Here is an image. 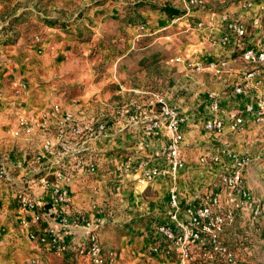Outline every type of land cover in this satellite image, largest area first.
<instances>
[{
  "label": "crops",
  "instance_id": "crops-1",
  "mask_svg": "<svg viewBox=\"0 0 264 264\" xmlns=\"http://www.w3.org/2000/svg\"><path fill=\"white\" fill-rule=\"evenodd\" d=\"M212 1L206 0L201 7L186 6L184 0H181V7L168 4L181 11L179 15H169L143 6L128 11L129 8L124 7L127 2L123 1L110 5V11H107L104 6L109 0H43L40 3L46 11L36 12L39 15L35 19L37 25H33L37 32L33 30L32 35L27 33L26 36L22 31L18 41L4 44L6 36L2 27L12 17L19 16L17 20L25 25L35 14L23 12L31 8L27 6L29 2L0 0V157L9 159L11 176L10 180L0 183V264H32V260L34 264H88L84 259L73 257L69 250L65 255L44 253L31 234H43L51 223L44 215L40 221H35V211L19 209L14 199L25 172L48 170L51 175L58 168L69 170L73 163L70 158L62 160L51 156L43 149L39 136L14 134L20 116L38 113L52 103L85 120H110L106 135L88 143V149L80 153L91 156L97 169L94 174L74 172L72 182L67 185L68 214H84L99 226L102 252L114 251L117 264H176L175 256L156 231L158 224L168 222V192L173 183L168 177L144 181L135 170L140 159H149L152 164L161 163L152 158L153 153L166 146L169 134L162 123L156 127L148 121L133 123L127 115L116 117L114 112L124 105L130 113L133 106L139 104L141 115L159 119L156 99L162 98L189 113L191 118L183 128L186 167L175 182L179 201L183 205L191 203L204 190L223 194L218 178L231 167L229 154L245 151L234 144L237 132L213 133L203 129L206 116L201 105L208 91H221L233 85L242 61L230 62L224 69L205 68L201 72L195 71L193 66L206 63L211 53L215 55L208 39L224 31V14L247 18L255 9L245 14L240 7L243 0H233L230 4H226V0H217L215 4ZM259 4L256 1L255 6ZM81 6L89 7L91 11L80 13ZM113 8L116 11H112ZM110 16L123 21L119 31L125 35L119 37L130 42L125 54L133 45L139 44V39L143 42L150 37L151 40L139 45L141 51L151 47L163 37L156 36L160 30L174 25L177 31L171 35L180 43L179 52L170 55L164 64L168 69L173 67L175 72L162 74L159 70L164 67L158 61L147 63L135 59L125 64L122 60L125 54L103 62L89 58L88 48L92 44L86 39V32L97 27L96 21L102 22ZM133 16L137 17L136 25L130 22ZM44 19L58 22L48 26ZM161 23L165 25L153 28ZM140 24H148L153 29L139 39L136 34L131 38V32L137 33L134 27ZM21 25L19 28L23 30ZM254 32V41L264 40V17ZM47 70L53 71V75L46 74ZM177 74L184 80L178 92L176 85L169 83L171 76ZM136 77L144 80L140 88H136L138 83L131 82ZM249 154L253 160L243 173L244 183L257 199L264 198V191L258 189L260 184L256 180L264 176L259 173L261 167L257 162L260 153ZM211 155H218L219 162H199L200 156ZM30 190L39 204L51 201L50 190L37 185L30 186ZM261 224L249 220L245 209L237 211L234 221L225 229L222 241L237 258L248 257L251 252L246 251L244 244L248 236H239L237 229L246 226L252 230L250 225ZM85 235L86 230L78 227L65 237L63 245H78L84 242ZM152 244L160 246L158 253H149ZM214 261L216 259L206 256L199 264H215Z\"/></svg>",
  "mask_w": 264,
  "mask_h": 264
},
{
  "label": "built area",
  "instance_id": "built-area-1",
  "mask_svg": "<svg viewBox=\"0 0 264 264\" xmlns=\"http://www.w3.org/2000/svg\"><path fill=\"white\" fill-rule=\"evenodd\" d=\"M205 1L184 0V3L186 6L201 7ZM256 1L260 2L257 6ZM240 7L245 14L252 8L255 12L247 18L224 14V31L208 39L215 50V60L193 66L195 71L201 72L205 68L224 69L230 62L242 61L241 70L232 86L221 91L211 90L205 95L201 111L206 116L203 129L208 132H239L251 124H264V40H253L254 31L260 27L264 17V0H243ZM136 29V38L147 32L146 24H140ZM156 100L159 119L141 115L139 104H135L130 113L124 105L114 112L116 117L127 115L133 123L148 121L154 127L162 123L169 134L166 146L153 153L152 158L161 161L160 164L140 159L135 167L144 181L168 177L173 183L168 192V222L158 224L156 231L167 243L168 251L175 256L176 264H199L206 256L226 264H236L237 256L222 241L225 229L234 221L237 211L243 209L248 210L253 221L264 220V202L259 203L254 198L243 180V173L251 164L252 156L246 152L229 154L231 167L218 178L223 194L204 190L191 203L181 204L175 182L186 167L183 128L189 123L191 115L162 98ZM109 121L108 118L82 119L73 111L63 110L57 103L19 118L14 132L16 136L21 133L30 137L39 136L43 149L51 156L62 160L73 159L70 169L66 171L58 168L51 175L48 170L25 172L21 175V188L14 196L19 209L35 211V221H40L44 215L51 223L43 234H31L44 253L65 255L69 250L73 257L84 259L88 264H117L114 251L102 252L98 240L99 226L84 214L69 215L67 212V185L72 182L74 172L94 174L97 169L91 156L80 153L88 149V143L106 135ZM219 160L218 155L199 157L202 164H216ZM10 177L9 159L0 157V183L10 180ZM32 185L50 190L51 201L39 204L30 190ZM78 227L86 230L84 242L71 247L63 245L65 237ZM148 251L156 254L160 246L152 244Z\"/></svg>",
  "mask_w": 264,
  "mask_h": 264
},
{
  "label": "rangeland",
  "instance_id": "rangeland-1",
  "mask_svg": "<svg viewBox=\"0 0 264 264\" xmlns=\"http://www.w3.org/2000/svg\"><path fill=\"white\" fill-rule=\"evenodd\" d=\"M25 3L29 2V5L31 8L25 9L23 12H26L27 14L34 13L35 16L32 17L29 21L31 22H26L25 25H21L23 21L17 20L19 16L12 17L7 25L5 27H2L4 30L3 35L6 36L4 37L5 43H13L15 41H18L19 35H22V31L24 33H31L32 31L35 30V19L37 16H39L36 12H43L46 11V8L43 10L42 8L44 7L43 3H40V1L43 0H23ZM99 1H107V0H97ZM123 1L127 2V4L124 7L129 8L128 11H135L138 8H141L143 6L144 8H147L149 10H158V8L152 9V7H160L163 5H177L178 7L182 6L181 0H109V4H106L104 7H106L110 11V5H114L116 2ZM233 0H226V4H230V2ZM96 2V3H97ZM213 4L217 3V0L212 1ZM19 7V6H16ZM172 7V6H171ZM91 11L89 7L81 6L79 8V12H88ZM112 11H116L115 8L112 9ZM30 17V16H29ZM28 19V18H26ZM54 20V19H53ZM55 23L58 21L54 20ZM92 22V21H91ZM122 20L116 19V16H110L106 20L100 22V20L96 21V28H90L88 32H86L87 40L91 41V46L88 48V57L93 58L96 61H106L107 59H113L116 58V56L125 54L126 50L129 48V43L128 40H125L122 38L120 39L119 35H123V31H119L120 23H122ZM132 25H136L138 23L137 17L133 16V20H130ZM21 26H24L23 30L22 28H19ZM165 25V23H161L159 25L153 26L154 29H157L158 27H162ZM147 26V32L149 33L152 31V27H149L150 25L146 24ZM16 29L17 31H12ZM134 29H136L134 27ZM38 30V29H37ZM176 28H174V25L171 26L170 28L166 30H160L156 36H163L157 41H155L151 47L145 49L144 51L140 50V44H148L151 40L150 37H147V40H144L141 42L139 39L138 45H133V48H131L127 54L124 55L122 60H125V64H129L130 61H133L137 59L138 62L144 61V62H154L158 61L162 65V67L159 70L162 74L166 75L167 72L170 71V73H174L175 69L170 66V69L166 68L164 64V60L170 57V55L179 52L178 47L180 45L179 42L174 39V35H171L172 33L176 32ZM37 32V31H36ZM134 34L136 32H131L130 37L134 38ZM166 36H171V37H166ZM173 36V37H172ZM33 37V36H30ZM114 38H117L113 41ZM92 39L95 41L93 43ZM134 40V39H132ZM136 43V42H135ZM140 45V46H139ZM208 60H215V55L211 53L210 58H207ZM121 60V61H122ZM46 74L53 75V71H49ZM128 73V72H127ZM130 74V73H128ZM172 75V74H171ZM53 80V79H52ZM51 80V81H52ZM143 79H139L138 77L134 78L131 80L132 83H138L136 88H140V84L143 83ZM170 84L176 85V90L177 92L180 91L184 85V80L182 77H180L179 74L171 76L170 79ZM176 92V93H177ZM137 93V92H135ZM175 93V92H174ZM181 94V93H179ZM130 98V97H129ZM238 137L234 140V144H236L238 147H242L246 153L253 154V152L260 153L259 158L257 159L259 163V173H262L264 175V126H258L257 124L245 127L242 131L237 132ZM257 182L260 184V189L261 191H264V176L260 177L259 179H256ZM251 191V190H250ZM254 196V195H253ZM256 200H258L259 203L264 202V198L260 197L257 199L256 196H254ZM247 212L248 210L245 209ZM242 219V218H241ZM248 219L251 220L254 224L256 223H262L260 226L256 225H250L252 230H248L246 226H243L242 228H238V235L242 236H248V239L245 241V245L247 247L246 251H250L248 257L242 256V258H237V263L236 264H264V220H260L258 222L253 221L248 213ZM245 225V224H244ZM246 231L249 233H246ZM229 247V246H228ZM232 247V245H231ZM230 248V247H229ZM215 264H226L223 261L216 260L214 261Z\"/></svg>",
  "mask_w": 264,
  "mask_h": 264
},
{
  "label": "trees",
  "instance_id": "trees-1",
  "mask_svg": "<svg viewBox=\"0 0 264 264\" xmlns=\"http://www.w3.org/2000/svg\"><path fill=\"white\" fill-rule=\"evenodd\" d=\"M155 8H158V10L166 12L169 15H179L181 13V11L178 10L177 8L167 6V5H163L160 7H152V9H155ZM43 22L46 23L48 26H54L55 25V21L52 19H44Z\"/></svg>",
  "mask_w": 264,
  "mask_h": 264
}]
</instances>
